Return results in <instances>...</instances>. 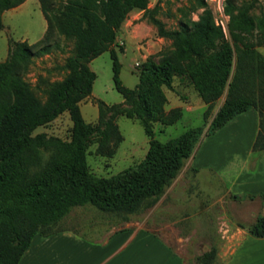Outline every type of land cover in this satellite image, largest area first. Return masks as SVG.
I'll return each mask as SVG.
<instances>
[{"label": "trees", "instance_id": "16d2710c", "mask_svg": "<svg viewBox=\"0 0 264 264\" xmlns=\"http://www.w3.org/2000/svg\"><path fill=\"white\" fill-rule=\"evenodd\" d=\"M20 1L0 0V13ZM38 1L46 22L42 38L31 44L11 41L6 59L0 61V264H17L34 235L57 232L51 226L73 205L89 203L102 212L123 214L151 204L163 194L202 135L213 133L248 108L258 114L252 151L264 149V58L255 49L264 44V16H249L234 0H224L222 11L228 17L231 44L207 7L177 30L159 28V34L172 39L174 51L157 63L144 60L137 68L136 85L128 88L119 80L113 46L129 11L149 13L147 0H65L57 9L48 0ZM254 30L257 34L251 41ZM53 34L71 41L72 53L63 65L68 73L40 101L22 75L33 57L49 51ZM105 51L111 60L112 85L125 104L112 105V113L135 119L148 146L136 166L109 177H94L87 173V138L97 133L104 140L110 134L116 140L118 136L111 121L102 122V102L97 105L102 130L83 120L78 102L90 94L95 78L88 62ZM174 75L186 80L205 104L203 124L160 142L152 123L172 125L181 116L178 107L164 110L162 86L171 88ZM223 93V102L204 130L214 101ZM63 112L71 121L69 139L53 138L43 161L39 149L47 143L40 134L31 133ZM247 229L264 235V216H257ZM213 258L210 251L199 260L211 264Z\"/></svg>", "mask_w": 264, "mask_h": 264}, {"label": "rangeland", "instance_id": "374dc122", "mask_svg": "<svg viewBox=\"0 0 264 264\" xmlns=\"http://www.w3.org/2000/svg\"><path fill=\"white\" fill-rule=\"evenodd\" d=\"M223 1L147 0L148 14L141 10L129 11L118 29L116 45L113 46L121 84L133 88L137 83V68L144 60L157 63L174 51L172 39L159 34V28L177 30L183 22L197 19L205 7L211 11L214 23L221 28L223 38L231 44L228 17L222 11ZM64 2L48 0L49 6L54 9ZM234 2L245 9L249 16H264V0ZM0 18V61L6 59L11 41L34 43L42 38L46 27L38 0H21L17 5L2 10ZM256 34L254 30L251 41H255ZM49 43V51L33 57L22 75L40 101H44L50 87L68 73L63 65L66 57L72 53L71 41L61 35L53 34ZM255 49L264 58V44L255 46ZM88 67L95 78L90 94L78 102L79 112L85 122L96 125L97 105L102 102V122L109 120L115 125L118 140L113 134L104 140L99 133L87 138V173L94 177H109L136 166L143 159L148 146L147 137L135 119L112 113V105L125 104L112 85L108 52L91 59ZM171 86H162L165 98L169 103L176 101L182 106L183 109L178 107L182 115L172 125L152 123L154 137L160 142L203 124L202 110L188 111L185 108L198 97L193 88L178 75L173 76ZM223 99L224 93L214 101L204 130ZM102 122L98 124L100 130L104 128ZM70 127L68 113L63 112L32 131L31 136L40 134L47 143L39 149L43 161L49 153L51 140L67 141ZM188 158L183 160L175 177L165 185L163 194L151 204L123 214L102 212L89 203L73 205L50 230L68 231L86 241H96L121 230L141 228L161 237L181 254L185 264H201L199 258L210 251L214 252L211 264H222L234 244L235 239L229 236L232 229L235 225H243L233 216V209L238 208L241 198L224 194L221 182L210 172L192 168Z\"/></svg>", "mask_w": 264, "mask_h": 264}, {"label": "crops", "instance_id": "0c3cea01", "mask_svg": "<svg viewBox=\"0 0 264 264\" xmlns=\"http://www.w3.org/2000/svg\"><path fill=\"white\" fill-rule=\"evenodd\" d=\"M173 107L183 109L166 97L164 110ZM185 108L203 113L205 105L197 97ZM257 130L258 114L251 107L213 133L202 135L188 158L192 168L212 173L221 182L224 194L241 198L233 216L243 225L232 229L229 236L235 239L234 244L222 264H264V235H253L247 229L257 216H264V149L254 152L251 148ZM17 264L185 263L161 237L137 228L96 241H86L68 231L34 235Z\"/></svg>", "mask_w": 264, "mask_h": 264}]
</instances>
